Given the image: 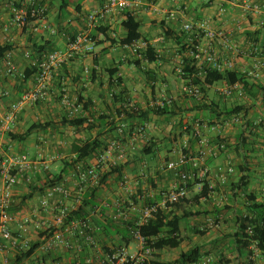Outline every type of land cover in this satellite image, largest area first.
Here are the masks:
<instances>
[{"label":"crops","instance_id":"1","mask_svg":"<svg viewBox=\"0 0 264 264\" xmlns=\"http://www.w3.org/2000/svg\"><path fill=\"white\" fill-rule=\"evenodd\" d=\"M10 1L0 0V45L7 44L11 48L9 52L16 67V74L13 77L0 78V91H7L9 93L7 97L0 98V121L20 95L34 87L35 80L30 79L23 82L20 78V74L24 72L28 65L33 63L29 57L26 58L25 56L31 50L33 43L39 45L49 40L57 51L64 50L68 45V40H65L63 34L60 39L59 36L51 35L47 30L40 29L37 32H31L30 28L24 29L10 25ZM38 1L43 2V5L49 7L50 11H47L45 23L53 30L58 26L67 27L69 25V22L77 16L74 12L77 4L81 7L82 13L96 11L103 4L102 0H70L71 3L67 9L61 12L59 11V0ZM244 2L259 6L260 13L254 14L243 10ZM125 11L134 15L136 21L140 24L139 32L141 36L148 40L155 48V52L158 57L162 58L159 57L161 60H158L154 64L143 62L141 63V69L138 70L133 65L128 64V61L136 60L137 57H133L128 50L122 47L110 46L109 42L106 39L104 40L105 37L98 34L97 41H103L100 46L93 47L91 54L84 51L76 53L69 64L53 71L47 81V90L53 99H59L60 93L63 90L70 98H76L79 94L83 96L87 102V109L78 117H85L91 121H98L99 117L103 118L99 121L98 128L91 133L75 132L70 128L73 131L71 132V140L68 144L66 143L68 146L66 145L64 148L68 149L69 157L71 156V149L78 142L85 141L89 137L93 138L97 135L106 134L112 127L109 125V122H113L116 129L111 135L108 134L109 137L119 136L118 128L121 125H123V130L125 131L128 124L125 122L126 114L124 110L128 111L133 108L136 110L150 109L156 103L163 102L165 99H171L172 104L178 108H174L176 116H156L153 113L148 115V121L144 124L143 133L138 135L134 140L136 144H140L136 145L139 150L138 160L134 157H131L129 160L125 158V150L129 148V139H127L124 143L110 140L108 144L116 142L118 148L114 149L110 155L104 152L100 157L98 166L94 160L87 161V164L93 167L99 175L108 171L113 165L123 166L121 177L117 178L115 174L109 175L105 186L99 191L101 204L99 205L100 208L96 210L94 218L97 217L100 221L103 220L102 215L98 214L101 208L104 207L106 215L112 216L114 209L117 208L119 203L127 201L130 196L139 194V191L145 192L146 197L153 200L157 196L161 195L163 197L164 194L173 190L178 183V174L177 172L164 170L165 162L171 160V158H175V154L172 153L175 145L173 137L181 134L180 138H177L178 140L183 138L190 140L185 131L195 116H199L200 120H210V117L204 114V112L195 111L196 100L187 98L181 92L182 84L175 76L176 67L174 68L179 63L180 57L177 55L179 50L173 42L163 38V25L165 24L169 29L177 32L182 31V26L185 23L203 26L205 30L211 32H222L228 37L231 44L239 49V54H231V52L225 50L221 43L217 41L209 42L205 38L199 39V46L204 48L211 47L215 56L222 64L230 63L232 65L231 69L242 74L252 70L255 61L260 60L259 56L252 57L248 55L247 51L252 44L264 41V0H139V3L136 6H132L130 10H112L96 23V27L109 28L107 31L108 35L122 38L124 32L121 23L124 20ZM93 29H88L87 32L89 34L93 33ZM29 34L32 38L30 42L28 41ZM81 63L86 64V66L81 65ZM85 69L89 70L87 76L83 72ZM92 70H94V74L90 76ZM113 70H115V73L111 82L114 85L110 86L108 75ZM145 73L147 74L145 75ZM117 78L122 79L120 84H118ZM245 81L249 85L257 84L264 87V68L260 70L258 79H246ZM225 86L227 85L220 82L207 90L208 99L219 104L220 109L224 105L228 106L238 101H246L247 97L243 91L244 96L242 98L237 95L236 91L232 92L230 96H224L219 91ZM39 104H36L37 109L33 107L34 104L24 106L10 125L9 130L4 133L0 132V155L3 157L11 156L10 154L13 151L20 150L32 160L40 159L46 162L48 164L47 171L53 175H58L63 170L62 161H58L60 158L55 155L47 157L46 153H44L45 151L42 149V145H37L36 141H41L43 136L46 137L48 135H51L53 138L63 136L62 134L66 133L64 129L67 127L60 126L59 122L61 117L66 116V113L60 102L57 104L58 106L50 103V108L44 107L42 109ZM56 107L59 108L58 111H52ZM31 110L36 113L40 112L45 116L49 115L48 111L53 113V127L33 132L22 143L11 141L7 138L8 132L21 134L33 123H45V121L39 120L32 122L25 129H19L17 126L19 122L17 121L19 119H22V121H25V118L29 119L31 116L27 117V115L31 113ZM180 116L187 117L188 122L187 125L183 124L182 127H178L176 130L174 119ZM247 119L256 122L264 120V110H262L260 104L250 109ZM169 120L170 123L167 124L166 128L159 126V122H169ZM218 120L219 123L217 125L207 126L202 122L200 125L198 123L195 124V128L200 130L201 134L206 136L213 146L215 145L217 135H221L228 141L229 145H234L238 134L237 126L232 124L235 130L229 132L231 133L229 134L225 130L227 125L223 122V117H220ZM46 122H50V120L47 119ZM220 126L224 130H218ZM150 139L155 143V147L152 149L154 154L151 157L145 158L140 155V151L145 143L148 144ZM254 140L256 143L252 147L254 153L252 155L248 154L252 161L248 166L252 172L250 173L252 177L250 178L249 188L260 195L262 193V184H264V127L257 130ZM58 143H60V146H57L56 149L63 148L61 142ZM162 149L165 154L159 157L158 155ZM197 150L198 148L194 144L191 151L189 150V154L196 156ZM206 157L205 165L209 171V178L207 180L211 185L219 188L220 197L226 198L227 186L232 181H235L237 174L233 172L227 176L225 184L219 182L218 174L220 170L223 171L228 166L234 168L239 163L240 160L236 155V151L233 148L231 150L219 151L215 157L209 155ZM188 167V171H194L195 173V170L191 169V167L188 169ZM44 175V171L41 170L27 173L18 178L17 184L12 189L13 205H18L24 197H27V200L22 205L20 211L12 212L9 210L10 213L16 216H30V221L25 228L20 227L16 223L11 224L10 232L16 240L15 244L0 238V264H11L17 252L25 251L30 244L26 240L27 237L29 239L35 237L33 242L38 241L40 244L30 258L22 261L23 264H102L109 255L103 249H113L118 245L117 242H111V240L103 236H99L97 240L93 239V242L90 243L74 240L70 236H67L66 238L69 243L67 246L59 245L49 251L41 250L43 238L40 240L38 234L48 228H53L56 231V228L53 227V216L56 212L55 206L60 199L59 196H54L49 201L47 209L42 210L39 203L44 192L42 194L36 193L31 198H28L31 193L30 190L34 185L41 187V184L45 182L42 179ZM63 177V184L70 191H75L74 193L78 191L79 193L86 189L79 184L74 171H67V174ZM149 181L153 182L152 186L149 184ZM199 190V185L192 186L191 191H187V196H189V193L195 194ZM79 197V195H73L72 198H67L63 202L66 207L73 209L77 206ZM212 199L214 200V197ZM199 202L202 205L201 203L205 201L204 199H200ZM107 204L110 205L107 206ZM141 208L137 206L131 207V213L141 215ZM204 208L211 211L208 205L204 206ZM207 217L194 218L193 220L196 222L191 226L201 229L200 226L206 222L205 219ZM190 220L181 223V228L185 230V235L188 232L187 225L190 224ZM42 223H45V225L42 226ZM91 226L93 230L99 232L97 227H95L96 225L91 224ZM220 237L222 236L220 235ZM183 242L178 249L164 251L161 254L162 260H164L163 256L165 253H176V256L172 260L174 261L180 252L187 251L188 249L180 250V248H183ZM23 243L27 244L25 248L22 245ZM112 244H114V247ZM140 249V243L133 240L124 250L128 255H134Z\"/></svg>","mask_w":264,"mask_h":264},{"label":"trees","instance_id":"2","mask_svg":"<svg viewBox=\"0 0 264 264\" xmlns=\"http://www.w3.org/2000/svg\"><path fill=\"white\" fill-rule=\"evenodd\" d=\"M70 3V0H59V11H65ZM39 5L43 6V2H40ZM74 12L77 16L69 22L67 27L58 26L56 28L57 31L55 35L63 34L65 40H68V44L74 42L78 35L87 33L89 29L87 26V18L91 12L82 13L79 4L75 7ZM37 19L38 18L31 19L28 17L23 28H30L31 32H33V27L36 26L35 23ZM121 27L124 32L122 38H116L115 35H108L107 31L109 28L95 26L93 29L94 32L89 34L88 40L93 44V47L100 46L103 43V41H97V35L100 34L102 37H105L104 40L106 39L110 46H119L123 49H125V47H130L136 40L141 39L145 41L147 44L145 50H141L136 54H132L128 50L133 57H137L136 60L128 61V64L133 65L138 70L141 69V63L143 62L146 64H154L162 59L160 56L161 59L157 56L155 48L150 42L141 36L139 32L140 24L130 12H124V20L121 23ZM28 36V41L30 42L32 38L30 34ZM162 36L166 40L168 39L173 42L179 50L177 52V55L180 57L179 63L177 64L179 71L178 79L182 86L198 87L200 97L194 98L187 96V98L196 100L197 105L194 108L195 111L204 112L211 120H200L198 118L199 116H195L191 124L187 126L185 133L190 138V140H188V153L189 150L191 151L193 145H196V139L194 137L196 129L195 124L198 123V125H200L204 122L207 126L217 125L220 117H223V122L231 120L234 116L238 117L240 120V126L236 127L238 129V134L235 138L234 145H229L228 141L221 135H217L215 141V145H224L223 150H231L234 148L240 160L239 163L232 168L233 172L237 174V177L235 181H232L227 186L224 204L222 206H216L214 203L215 198L220 196V190L217 186L211 185L206 177L202 179L194 178V180L187 183V191H191L192 186L199 185L200 190L197 193L190 197L186 195V197L179 199L176 203L167 205L164 208L157 207L147 217L143 218L142 214H132L131 207L137 206L143 209L156 206L162 200V197L159 195L152 200L146 197L145 192L139 191V194L130 196L127 201L119 203L117 208L114 209V214L112 216L106 215L104 207L101 208L98 214L102 215L103 220L100 221L99 218H94L95 212L100 208L99 205L101 204L99 191L105 186L106 179L109 175L115 174L117 178L121 177L123 166H111L108 171L100 175L98 174L99 179L96 186L87 187L84 191L79 193L77 191V194L74 193L75 191H70L64 186L63 176L67 174V171H74L78 179L80 173L87 168H91L90 165L87 164L88 160L96 161V165L98 166L101 155H103L109 145L108 142L114 140L119 143H124L125 140L131 137L133 131L144 127L150 113L156 116H176L174 108H178H176L177 106L172 104V102L170 104L164 103L162 108L153 107L146 110H136L133 108L128 111L124 110L126 114L125 122L128 124L125 131L123 130L119 133V136L109 137L108 134L111 135L116 131L113 122H109V125L112 127L106 134H102L103 136L97 135L93 138L89 137L85 141L78 142V144L71 149V156L68 160H62L63 170L61 173L53 175L47 170L44 171L45 175L42 179H44L45 182L41 184V187L34 185L30 190L31 193L28 198H31L36 193L42 194L44 192L45 194L49 189L59 185L63 186L69 192L68 198H72L73 195H79L77 206L73 209L69 208L70 211L64 223H68L70 220H88L90 225H96L95 227H97L99 232L93 230L91 226V231L89 233L94 240L99 239V236H103L111 240V242L114 241L118 243L117 247H114V244H112L114 247L113 249L102 248L109 256L121 249L127 248L134 240V236L136 234L139 235L143 240L142 249L145 252L147 251L140 264H200L202 260L210 258V256L208 253L202 252V248L199 245L191 246L187 251L180 252L177 259L171 262L162 260L161 254L164 251L178 249L184 241L185 230L181 228V223L183 221L209 216L210 220L212 219L213 227H217L220 221L228 215L232 227L230 232L222 233L221 236L226 240V251L230 255H233V259L229 260L228 257H224L222 264H252L250 261L252 255L250 247L252 244L256 243L261 252V258H264V192L258 195L249 188L250 178L252 177L250 173L252 172L248 166L252 161L248 154L252 155L254 153L252 149L253 145L256 144L254 137L257 130L264 127V120L257 122L250 121L247 119V115L250 109L257 104H260L262 110H264V87L257 84L249 85L245 81V76L233 69L217 71L209 67L207 63H199L198 60L192 56V53H195L201 37L195 36L193 33L173 31L165 26V24L163 25ZM10 50L11 48L7 44L0 45V57ZM53 51H57V49L54 48V45L49 40L39 45L33 43L31 50L28 52V56L30 60H32L33 65H28L24 72L20 74L21 80L23 82L30 79L34 80L39 70V64L46 55ZM72 59L69 60V63ZM65 65L66 64L62 67H65ZM114 73L115 70L110 71L108 75L110 86L113 84L111 80H113L112 77ZM93 74L94 70H92L90 76ZM146 74L147 73H145V75ZM116 80L118 84H120L122 79L117 78ZM220 82H223L227 86L239 85L240 89L246 94V101H238L228 106L224 105L221 110L219 104L210 101L207 97V90ZM76 98L79 103L83 104V111H86L87 102L83 96L79 94ZM102 119L103 118L99 117L98 121H91L85 117L68 118L67 116H63L60 119L59 125L69 127L75 132L81 131L86 134L87 132L91 133L95 131L98 128L99 121ZM178 123L179 128L183 126L181 121ZM49 127H53V123H33L21 134L8 132L7 138L16 143H22L32 135L33 132L46 130ZM180 136L181 134L174 136L173 140H177ZM192 140H194V142H192ZM153 147H155V143L150 139L148 144L145 143L142 147L140 151L141 156L151 157L154 154L152 150ZM3 158L4 157L0 155V160ZM183 170L188 171L187 166L180 168V171ZM152 183V181H149L151 186ZM210 186L213 187L210 188ZM213 197L214 200L212 199ZM200 199H204L206 205L207 203L210 204L211 211L206 210L204 206L200 205ZM26 200L27 197H24L18 205L12 204L13 207L10 211H20ZM109 205L110 204H107V206ZM187 230L190 234L197 236H202L205 233L204 230L198 229L190 224L187 225ZM54 231L55 229L53 228L46 229L38 234L39 239L41 240V238L44 239L51 236ZM39 244L38 241L32 242L25 251L17 252L11 264H23L22 261L30 258L39 247ZM125 264L132 263L127 262Z\"/></svg>","mask_w":264,"mask_h":264},{"label":"built area","instance_id":"3","mask_svg":"<svg viewBox=\"0 0 264 264\" xmlns=\"http://www.w3.org/2000/svg\"><path fill=\"white\" fill-rule=\"evenodd\" d=\"M103 4L100 9L92 11L87 18V26L89 29L95 28L96 23L101 20L104 16L108 15L112 10H130L132 6H136L139 3V0H102ZM38 0H11L10 1V25L16 26L18 28H23L26 24L27 18H38L36 21V26L33 27V32L38 30H47L51 35H55L56 32L50 28L45 23L46 18V8L39 5ZM243 10L250 11L254 14L260 13L259 6L251 4L249 2H244ZM182 31L185 33H193L195 36L205 38L209 42H219L225 48V50L231 52V54H239L240 51L237 47L233 46L229 41L228 37L225 36L222 32H211L205 30L203 26H194L191 23H185L182 26ZM113 36V35H112ZM147 44L145 41L139 39L134 41L130 47H125L126 50H129L132 54H136L141 50H145ZM80 51L91 54L93 51V44L88 40L87 34L83 33L76 37L75 41L69 43L64 50H58L50 52L46 55L42 62L39 64L38 73L35 76L34 87L22 93L17 101L10 106L9 111L2 117L0 121V132H7L10 125L15 120L17 114L23 109L26 105L38 104L46 101L48 98L47 94V81L49 80L53 71L58 70L64 64H67L74 55ZM248 55L252 57H260V60L255 61L253 69L247 72H244L243 75L246 79L255 80L260 76V70L264 68V41L252 46L247 51ZM28 58V53L25 54ZM192 56L198 60L199 63H207L209 67L217 70H230L232 65L230 63L222 64L218 58L215 56L213 49L211 47H196L195 53H192ZM33 65V63L31 64ZM84 75L89 74V70L85 69ZM179 73V71H178ZM16 74V67L13 63L12 56L10 52H5L0 57V78L3 77H13ZM236 91L237 95L242 98L244 96L239 85L235 84L233 86H225L220 89L224 96H230L232 92ZM181 92L186 96H191L194 98L200 97V92L196 86H182ZM9 93L7 91H0V98L7 97ZM59 102L62 108L64 109L66 116L68 118L78 117L83 112V104L77 101V98H70L68 94L63 90L59 96ZM170 104L171 101L167 102H158L154 107L162 108L163 104ZM240 120L238 117L234 116L231 120L226 121V125L230 124H239ZM123 125L119 126L118 133L123 131ZM144 128H138L136 131H133L131 137L129 138V143L131 144L138 135L142 134ZM194 137L196 139V146L198 148L196 156H192L188 153V139L183 138L175 142V145L172 149V153L175 154V158L165 162L164 170L177 172L178 174V183L173 190L169 191L167 194H164L160 203L156 206L142 209V217H147L151 212L157 207L164 208L167 205H172L176 203L179 199L186 197L187 195V183L194 180V178L202 179L204 177L208 178L209 171L205 165L206 156L215 157L216 154L224 149L223 144L212 145L211 141L201 134L200 130L195 129ZM118 146L116 142H111L106 148L105 153L110 155L114 149H117ZM187 152V153H186ZM185 166L191 167L195 170L190 171H180V168ZM48 169V164L44 161L32 160L26 154L11 155L4 157L0 160V238L4 241L16 243V240L12 237L10 232L11 224H19L20 227L25 228V226L30 221V216H16L10 213V208L12 206V189L17 184L18 178L26 175L27 173L33 171H46ZM233 173L231 167L225 168L223 171L220 170L218 174V179L221 184H225L226 178L228 175ZM99 176L93 167L85 169L78 176V182L82 187H94L97 185ZM213 186H210L212 188ZM262 192H264V184H262ZM59 196L60 199L55 206V213L53 216V227L56 228V231L49 237L43 239L41 245L42 251H49L54 247L59 245L67 246L68 239L67 236L74 240H82L88 243L93 242L92 236L89 234L91 231V225L89 221H79V220H70L68 223H64L66 217L70 211L68 207L65 206L64 200L69 197V192L61 185L55 186L45 192L42 199L40 200V208L42 210L47 209L49 201L54 197ZM208 226L213 227V222L208 219ZM42 226L45 223L41 224ZM134 240L138 241L141 245L139 252H136L134 255H128L124 249L119 250L115 254L109 256L102 262V264H125L130 262L132 264H140L147 251L142 249V238L139 235L134 236ZM25 248L26 243L22 244ZM251 257L250 261L252 264H264V258H261V252L258 249L256 243L252 244L250 247ZM200 264H212L211 258H206L200 262Z\"/></svg>","mask_w":264,"mask_h":264},{"label":"rangeland","instance_id":"4","mask_svg":"<svg viewBox=\"0 0 264 264\" xmlns=\"http://www.w3.org/2000/svg\"><path fill=\"white\" fill-rule=\"evenodd\" d=\"M143 1H146V0H143ZM44 7L46 8V15H47V11H50V9H49V7L47 5H44ZM56 31H57V29H55V32ZM212 32H216V31H212ZM85 34H87V36L89 37V33L88 32L85 33ZM57 36H59V38L61 39V35H57ZM67 64H69V62ZM81 65L86 66V64H82V63H81ZM174 68H175V76L178 79V70H177L178 66L176 65V66H174ZM47 94H48V98L46 99V101L41 102L39 104V105H41V109L44 108V107H49V105H51L52 103H53L52 105H57L59 103V99H53L52 95L50 94V92L48 90H47ZM167 101H171L172 102L171 99H165L163 102H167ZM227 104H229V102H227ZM33 107L37 109V105L36 104H34ZM58 109L59 108L56 107L55 109H52V111L55 112V111H58ZM46 111H48V110H46ZM59 111H61V110H59ZM48 112H49V115L45 116V115H43L40 112L36 113V112H33L31 110V113L29 115H27V117L28 116H31V117H29V119L25 118V121H22V119H19L17 121V122H19V125H17V126H18L19 129H25L32 122L39 121V120H43V121L46 122L47 119L50 120V122L53 123L54 114L51 113L50 111H48ZM33 114H34V116H33ZM174 121H175V125L174 126L176 127L175 129L177 130L178 129V124H179L178 122L181 121L183 124L187 125L188 118L180 116V117L175 118ZM169 123H170V120H169V122H167V121L166 122H162V123L159 122V126H161L162 128L163 127L166 128L167 124H169ZM240 124L241 123L235 124V125L238 126ZM224 128H226V127H224ZM219 129L220 130H224L221 126L218 127V130ZM64 130L66 131V133L64 132L62 134L63 136H61L60 138H57V137L53 138V137H51V135H48L46 137L43 136L41 141H36L37 145L38 144L42 145V149L45 151L44 153H46L47 157L55 155V156L60 158L58 161L68 160L69 151H68L67 148L66 149H64V148L66 147L68 142L71 140V136H72L71 132H73V131L69 127H67ZM225 130L228 131V133H229V132H233L235 130V128H234V126L232 124H230V125H227V128ZM229 134H231V133H229ZM177 141H178V139L175 140V142H177ZM58 142H61L63 148L56 149L57 146H60L59 145L60 143H58ZM159 143H160V141H159ZM136 145H140V144H138V143L136 144V142L134 141V142H132L131 144L128 145L129 148L127 150H125V158L126 159L129 160V159H131V157H134L136 160L139 159V150H138V147ZM163 149H164V147H163ZM163 149L160 150V154L158 155L159 157H161V156H163L165 154V153H163ZM16 154L19 155V154H25V153L20 151V150H15L10 155H16ZM47 157H46V159H48ZM171 159H174V158H171ZM192 194L193 193H189L188 194L189 197ZM214 203H215L216 206H222L224 204V198L218 196V197L215 198V202ZM201 204H202V206H206L205 203H201ZM207 205L209 206L210 204L207 203ZM209 208H210V206H209ZM199 219H200V217H199ZM207 219H210V217L208 216L206 218V220ZM211 221H212V219H211ZM189 222H190V225H192V224L194 225L196 221L194 222V220L191 219ZM231 227H232V223H231L230 217L228 215H227V217H224L220 221V224L217 227H209L208 223L204 222V223L201 224L200 228H201V230H204L205 233L202 236H197V235H192L189 232H187V234L184 236L185 240H184V242L182 244L183 248L182 249L180 248V250H187L191 246L199 245L202 248V252H205V253L209 254L210 258L212 259V263L213 264H222V260H223L224 257H228L229 260H232L233 259V255H230L226 251V247H227L226 246V240H224L223 236L220 237V235L222 233L230 232ZM34 239H35V237L30 238V239H29V237L26 238L27 242H30V243L33 242ZM175 256H176V253H165L163 258H164L165 261H172Z\"/></svg>","mask_w":264,"mask_h":264}]
</instances>
